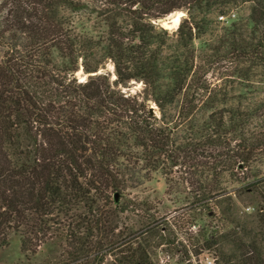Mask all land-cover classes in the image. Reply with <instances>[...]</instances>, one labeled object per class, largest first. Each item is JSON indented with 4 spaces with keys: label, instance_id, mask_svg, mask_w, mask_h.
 <instances>
[{
    "label": "trees",
    "instance_id": "trees-1",
    "mask_svg": "<svg viewBox=\"0 0 264 264\" xmlns=\"http://www.w3.org/2000/svg\"><path fill=\"white\" fill-rule=\"evenodd\" d=\"M180 1L204 13L216 4L0 0V247L16 235L23 251L35 254L57 235L69 237L74 261L87 246L100 253L124 240L114 239L110 224L130 208L121 201L126 189L162 171L168 184H180L169 177L177 173L189 188L186 200L194 219L205 213L230 226L223 232L211 225L204 236L206 248L231 246L228 253L220 250L218 262L264 264L261 245L247 240L250 230L233 205L218 214L215 209L220 200L234 201L238 191L258 193L259 222H264V176L257 167L264 163V99L241 108L239 98V105L227 107L228 92L214 88L207 102L211 112L201 124L195 106L183 110L191 51L166 58V41L151 20L180 8L174 5ZM225 2H249L252 34L264 30V0ZM186 22L179 32L188 49L205 30L192 20L186 33ZM254 38L233 40V50L241 57L257 56ZM106 60L115 65L114 81L100 72ZM81 69L87 74L83 80L77 75ZM132 80L143 81L146 91H124ZM150 100L159 117L150 111ZM174 110H180L177 116ZM225 173L238 187L223 185ZM98 233L102 238L89 241ZM127 252L122 264H154L142 245ZM103 261L98 258V264Z\"/></svg>",
    "mask_w": 264,
    "mask_h": 264
},
{
    "label": "rangeland",
    "instance_id": "rangeland-1",
    "mask_svg": "<svg viewBox=\"0 0 264 264\" xmlns=\"http://www.w3.org/2000/svg\"><path fill=\"white\" fill-rule=\"evenodd\" d=\"M174 5L180 8L161 16L166 17L174 11L183 12L181 23L187 19L184 31L187 33L188 26L195 25L192 20H196L201 25V31H204L189 44L186 49L182 45V32H179V24L176 28H168L164 22L158 18H151L156 26L157 32L166 41L164 54L169 60L173 59L176 53H190L191 73L187 78V85L184 96H182L181 106L194 107L195 121L200 124L209 116L211 104L208 97L214 88L228 92L229 102L227 107L246 108L255 101L264 99V60L261 48L264 39V30H258L252 34L250 26L251 5L246 3H226L225 0H216V4L206 13L203 9L197 11L191 2L180 1ZM225 11L227 15L236 13L229 22L219 18L221 12ZM193 17L195 19H193ZM191 22V23H190ZM236 23L232 26L231 23ZM196 31V29H194ZM186 35V34H185ZM255 36V43H258V55L241 57L237 51H234L232 41L235 39L252 40ZM1 57V51H0ZM256 57H260L256 60ZM100 72L107 73L112 81L117 78L116 68L111 60H106L101 67ZM80 80L87 77V74L81 69L78 74ZM124 91L131 93L144 92L145 84L143 81L132 80L128 86L122 87ZM214 92V90H213ZM188 101H192L188 103ZM150 108L158 117L160 111L157 104L150 100ZM218 105V103H217ZM219 105H221L219 103ZM182 111V110H181ZM180 110H174V115ZM184 112V111H183ZM192 114V115H193ZM175 116V117H176ZM189 122H181L180 129L183 133L187 130ZM256 124V123H255ZM192 127V126H191ZM264 160V158H263ZM264 176V163H257ZM174 182L179 185L171 184L162 171L152 175V178L139 186H129L126 189L125 197L121 201H126L130 208L119 214L110 224L115 228L114 239L123 240L114 246H108L98 253L97 247L87 246L80 253L79 260L74 261L73 248L67 242L69 237L54 236L42 245L37 253L25 252L21 247L19 236L12 235L10 243L7 246L0 247V264H98V258L103 256L104 261L101 264H122L123 259L128 256L127 249H134L137 245L146 248L151 261L154 264H184L191 261L192 264H221L222 253L231 251L228 243H219L206 248L204 236L209 231L211 225H217L222 231H227L230 226H223L219 219L208 218L205 213L197 214L194 219L195 211L189 208L187 200L189 188H185L183 180L177 173L170 174ZM170 185L174 186L169 190ZM223 185L227 188L238 187V182L234 181L228 173L223 177ZM182 189V190H180ZM215 205L218 212L233 205V212L238 214V218L246 224L247 230H250L249 241H256L264 252V222L260 223V211L263 200L261 195L254 192L242 191L234 194V201L220 200ZM110 209L114 206L109 204ZM249 207V209H248ZM193 221V222H192ZM196 225V226H195ZM202 229V231H199ZM66 234V232H64ZM121 239H120V238ZM102 238L98 233L89 241H95ZM123 242V243H122ZM89 243V242H88ZM125 248V249H124ZM124 255H126L124 257ZM123 258V259H122ZM218 259V261L216 260ZM210 261H212L210 263Z\"/></svg>",
    "mask_w": 264,
    "mask_h": 264
},
{
    "label": "bare ground",
    "instance_id": "bare-ground-1",
    "mask_svg": "<svg viewBox=\"0 0 264 264\" xmlns=\"http://www.w3.org/2000/svg\"><path fill=\"white\" fill-rule=\"evenodd\" d=\"M183 15L185 14H183V12H181L180 10L175 11L174 15L171 18L165 19L163 22L168 28H176L181 23Z\"/></svg>",
    "mask_w": 264,
    "mask_h": 264
},
{
    "label": "built area",
    "instance_id": "built-area-1",
    "mask_svg": "<svg viewBox=\"0 0 264 264\" xmlns=\"http://www.w3.org/2000/svg\"><path fill=\"white\" fill-rule=\"evenodd\" d=\"M236 16V13L235 12H232V13H230L229 15H227V14H221L220 16H219V18L221 19V20H223V21H225V22H229L231 19H233V17H235ZM248 209H249V207H248ZM196 226V225H195ZM212 261H210V263H211ZM212 264V263H211ZM213 264H215V261H213Z\"/></svg>",
    "mask_w": 264,
    "mask_h": 264
},
{
    "label": "water",
    "instance_id": "water-1",
    "mask_svg": "<svg viewBox=\"0 0 264 264\" xmlns=\"http://www.w3.org/2000/svg\"><path fill=\"white\" fill-rule=\"evenodd\" d=\"M174 13H175V11L172 12V13H170V14H168L166 17L158 18V20H159L160 22H163L165 19H169V18H171V17L174 15ZM94 74H95V73H94ZM150 111L153 112V107L150 108ZM117 201H118V198H117Z\"/></svg>",
    "mask_w": 264,
    "mask_h": 264
}]
</instances>
